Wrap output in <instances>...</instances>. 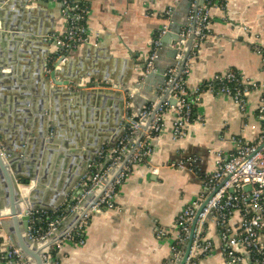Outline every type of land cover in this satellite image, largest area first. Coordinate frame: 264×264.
Returning a JSON list of instances; mask_svg holds the SVG:
<instances>
[{
  "label": "crops",
  "instance_id": "obj_1",
  "mask_svg": "<svg viewBox=\"0 0 264 264\" xmlns=\"http://www.w3.org/2000/svg\"><path fill=\"white\" fill-rule=\"evenodd\" d=\"M86 4L89 41L66 53L64 68L68 73L64 76L85 84L104 81L117 86L111 89L113 94L104 91L106 99L100 107L96 106L98 99L92 97L88 101L85 97L81 101L67 98L70 103L59 97L55 103L51 95L53 87L45 82L44 62L56 50L45 38L62 36L68 27L62 4L52 0L0 2V33L3 24L14 25L21 31L7 33L23 36L14 52L11 51L12 38L0 39V67L3 68L0 75L5 76L0 77V135L4 134L2 142L13 152L17 147L14 128L22 121L32 123V139L44 133L47 146L48 121L45 119L42 125L37 119L41 108H47V116L54 119L58 128L59 142L75 140V133L85 141V147H81L83 141L74 142L69 152L78 146L83 153H90L107 139L102 149L109 155L106 149H111L123 134L118 122L125 117V99L130 97L124 89L128 87L139 94V102L155 95L161 79L158 76L143 79L153 40L166 26H186L191 10L188 0H86ZM211 14L210 39L199 48L188 46L191 68L188 92L192 95L201 84L229 72L240 74L248 83L264 85L263 55L257 53V48L264 52V0H229L224 8L213 7ZM11 58L17 63L9 64ZM165 60L170 63L172 58L165 55L161 61ZM43 85L50 92L47 97L43 96ZM25 92L30 93L29 105L23 104L27 99L23 100L21 93ZM116 92L120 95H114ZM260 97L259 89L249 92L247 110L242 113L231 98L204 92L194 107V119L185 135L176 140L173 137L176 115L168 109L163 116V130L152 140V155L146 162L135 165L120 187L117 208L91 217L85 226L84 244L64 240L56 247L55 257L59 263L172 264V246L178 239L176 219L186 207L206 196L203 180L216 171L218 154L228 156L237 149L239 139L254 144L263 134L264 121L259 119L258 112ZM69 107L78 110V116H73L74 125L67 119ZM88 107L94 111H85ZM55 131L51 129V133ZM50 145L61 148L58 142ZM27 148L29 156L21 157L20 163L35 160L41 169L48 164L51 171L58 168L59 158L50 162L47 153L38 155L32 145ZM179 163L186 167L178 168ZM22 168L23 178L28 179V166ZM35 188L36 184L32 183L21 197L30 199ZM57 192V187L45 184L42 194L34 200L46 211L55 212L70 198L66 195L61 203L55 195ZM21 206L23 208L24 204ZM242 220L240 211L231 215L227 222L231 235L240 230ZM157 229L164 230L167 236L159 239ZM0 232L3 239L0 252H3L11 241L8 232L2 228ZM204 239L211 243L212 249L209 254L199 255L198 264H228L222 251L220 228L213 218L206 224ZM237 252L246 256L242 246H238Z\"/></svg>",
  "mask_w": 264,
  "mask_h": 264
},
{
  "label": "built area",
  "instance_id": "obj_2",
  "mask_svg": "<svg viewBox=\"0 0 264 264\" xmlns=\"http://www.w3.org/2000/svg\"><path fill=\"white\" fill-rule=\"evenodd\" d=\"M62 4V13L68 27L62 36H47L56 50L50 60L64 57L70 50L88 43L87 14L88 9L78 0H52ZM192 3L187 23L180 34V40L172 45L177 54L171 66L164 73V85L158 91V99L145 105L140 113L133 110L131 99L125 103V117L122 120V136L108 149H102L84 175L72 189L70 198L55 211L30 209L28 215V236L33 242L47 246L43 259L47 264H60L53 259V251L64 240L84 244V230L91 217L105 210L117 208L116 199L119 189L132 168L144 163L153 153L152 140L163 130V116L168 109L174 111V139L182 138L189 124L193 121L194 107L200 102L204 92L223 95L233 100L240 112L247 110V94L253 89L261 91L259 119L264 121V85L244 81L236 72L216 75L210 81L201 84L194 94L187 88L190 74L188 46L199 48L210 39L212 32L213 7L224 8L229 0H188ZM171 10H169V14ZM168 31V26L153 40V51L146 66L145 74L156 70L155 61L162 49L161 38ZM263 55V50L257 48ZM176 100L171 104L170 100ZM133 111V112H132ZM107 157L105 163L102 159ZM184 169L185 164L179 163ZM192 166V165H191ZM216 171L203 180L206 196L186 207L177 217L178 239L172 246V264H179L183 259L192 234V246L185 264H198L199 255L211 252L212 245L204 239L207 222L213 218L220 228L222 251L228 264H264V132L257 143L247 144L237 141V149L223 156L216 157ZM192 168V167H191ZM250 185L252 189L245 191ZM81 192L80 194H78ZM213 195V196H212ZM92 196L91 199H89ZM235 211L243 216L240 230L231 235L227 222ZM73 218L64 235L58 239L56 233L62 222ZM159 239L167 233L157 229ZM238 246L244 247L246 256L237 252ZM0 264H26L20 250L12 243L0 252Z\"/></svg>",
  "mask_w": 264,
  "mask_h": 264
},
{
  "label": "water",
  "instance_id": "obj_3",
  "mask_svg": "<svg viewBox=\"0 0 264 264\" xmlns=\"http://www.w3.org/2000/svg\"><path fill=\"white\" fill-rule=\"evenodd\" d=\"M5 0H0V2H3ZM190 6H192V3L189 1ZM185 27V26H184ZM183 26H168V31L163 35L161 38L162 43V49L159 51L158 59L155 61L156 70L154 72H150L143 75L144 80H149L151 78H154L158 76L161 79V82L157 85L155 88V95L152 97L145 98L142 102H139V94L133 92L130 88L126 87L124 89V93L132 94L133 97L131 99V102L133 104V110L136 111V113H140L142 108L149 104L154 103L158 99V91L161 86L164 85L165 81V70L172 65L173 60L177 54V50L172 48V45L177 43L180 40V34L182 32ZM1 30H3L2 33H0V39L3 41H6L8 38H12L13 43L11 45V51H16L17 47L19 46V41L23 39V36L21 35H11L7 32H20V27H15L12 25L9 27V25H4L1 27ZM49 45L52 44L51 41H48ZM168 56L172 58V61L169 63L167 60L161 61L162 57ZM51 55H48L47 60L44 62V76H45V82L49 85H52L53 89L51 91V95L54 97L55 103L58 102L59 97H62L66 102L68 101L67 98H76L78 101L83 100L82 98H86L87 101L92 98H97L98 103L96 106L100 107L102 104H104L103 99H106V95L104 94V91H109L110 93H114L111 89L117 88V86L108 84L104 81L94 82V83H82L81 80H74L70 81L68 78H66L64 75L68 73V69L64 68V63L66 57H60L57 59H54L53 61L50 60ZM16 60L9 59V64L14 65L16 64ZM6 67V65H5ZM7 67L12 68V66L8 65ZM61 67V68H60ZM3 68L0 67V70ZM5 69V68H4ZM0 77H5L4 75H0ZM45 84V83H44ZM43 96L47 97V94L50 93L47 90V87L43 85ZM109 89V90H105ZM99 91V92H96ZM97 93V94H96ZM120 92H116L114 95H120ZM22 99L26 101H23V104H30V100L28 97H30V93L25 92L21 93ZM127 101V98L125 99V103ZM69 102V101H68ZM70 103V102H69ZM171 104H175L176 100L171 99ZM20 104V105H23ZM80 104V103H78ZM90 106V104H88ZM57 107V106H56ZM17 112L20 114H24V111L17 109ZM47 111H49L47 108H41L38 116V122H40L42 125L45 122V119L48 121V128H47V135L50 136V140H47V146L45 145V135L44 133H41L40 136H38V139H32L31 135L34 134L33 131H30L32 128V123H29V121H22L21 123H18L15 125L14 130H16V136H17V147L15 152H13L6 144L5 142H2V138H4V134L0 135V228H2L5 232H8L9 229L11 232L9 233V239L11 243L17 247L21 255L24 257L26 264H47L43 259V251L48 245H43L42 243L33 242L29 236V220L30 216L28 215V212L30 209H36V210H46L45 208L41 207L40 204H36L35 200L38 198L42 192L44 191V185L49 184L52 186V188L57 187L58 192L55 193L56 197L60 198L59 201L63 203L65 196L67 197L71 194L72 189L75 187L77 182L86 175L90 170V165L94 161V159L97 157V155L102 151L103 145L107 143V139L102 140L100 143L98 141V145L96 146V149H93L90 153L88 152H82L81 147H85V141L83 140L82 136L80 134L75 133V140H66L64 143H61L57 140L60 136H58L57 133V126L54 124V119L49 118L47 116ZM56 113L58 109L56 108ZM85 111H88L92 113L94 110L93 108H86ZM69 117L67 118L70 123L74 125V115L78 116V110L75 108H67L66 110ZM45 113V114H44ZM89 113V114H90ZM125 113V111H124ZM43 115H45V118ZM53 115V112L52 114ZM94 115V114H93ZM54 126H51L53 125ZM87 123V122H86ZM122 123V120H119L118 124L120 125ZM56 130L55 132L51 133V129ZM72 131L75 129L71 127ZM74 134V133H73ZM99 135V133L94 135ZM103 136L104 134H100ZM29 139V140H28ZM83 141L81 144V147L72 148V150L69 152V146L73 145L74 142H80ZM96 141V142H97ZM58 142L61 144V148H57V146L50 145L51 143ZM49 144V145H48ZM31 146L34 150V153L37 151L38 155H43L47 153L49 155L50 162L53 161L56 157L59 158V166L54 171H51V164L46 165L47 168H40L37 166L36 161H27V162H19L21 160V157L29 156L28 154V148L27 146ZM45 145V146H44ZM85 145V146H84ZM113 146V144H112ZM111 146V147H112ZM27 148V149H26ZM71 149V148H70ZM33 153V154H34ZM40 153V154H39ZM47 160V158H46ZM49 162V163H50ZM23 165L28 166V172L29 178L25 179L23 178V171L22 168ZM64 167H66V170H64ZM76 173V174H73ZM52 180V182H50ZM21 181V182H20ZM32 183L36 184L35 190H33L30 195V199H24L21 197V188L28 189ZM252 187L250 185L245 186V191H250ZM79 192L78 194H80ZM69 194V195H68ZM33 195V196H32ZM213 196V195H212ZM91 199L92 196H89ZM28 201V203H27ZM21 204L26 205L22 208ZM8 210V214L6 216H1V211ZM4 219L7 221L2 222ZM71 217L67 218L64 222H62L60 228L58 229L56 233V237L60 239L67 231L70 225H73V221L71 222ZM70 224V225H69ZM192 246V234L190 236L186 253L181 260L179 264H185L190 252Z\"/></svg>",
  "mask_w": 264,
  "mask_h": 264
},
{
  "label": "trees",
  "instance_id": "obj_4",
  "mask_svg": "<svg viewBox=\"0 0 264 264\" xmlns=\"http://www.w3.org/2000/svg\"><path fill=\"white\" fill-rule=\"evenodd\" d=\"M80 4H81V6H83L84 8L88 9V6H87V4H86V0H82V1H80ZM106 150L108 151V149H106ZM106 160H107V157L103 158V159H102V162L105 163ZM0 234H1V232H0ZM78 240H79V238H76V239H75V241H78ZM2 241H3V239L0 237V244L2 243ZM53 259H54V260L56 259V257H55V251H53ZM56 260H57V259H56Z\"/></svg>",
  "mask_w": 264,
  "mask_h": 264
},
{
  "label": "bare ground",
  "instance_id": "obj_5",
  "mask_svg": "<svg viewBox=\"0 0 264 264\" xmlns=\"http://www.w3.org/2000/svg\"><path fill=\"white\" fill-rule=\"evenodd\" d=\"M20 191H21V195H25L28 191L26 190V189H24V188H21L20 189ZM23 198V197H22ZM24 207H25V205H24ZM8 212L9 211H1V216L4 214L5 216L8 214ZM3 213V214H2ZM2 220H3V218H2ZM4 221H7L6 219H4L2 222H4ZM11 232V230L9 229V231H8V234Z\"/></svg>",
  "mask_w": 264,
  "mask_h": 264
}]
</instances>
